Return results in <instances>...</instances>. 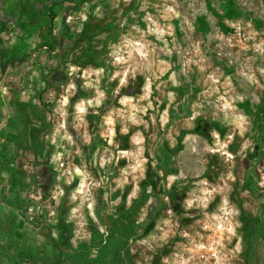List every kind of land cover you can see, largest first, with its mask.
Returning <instances> with one entry per match:
<instances>
[{"label":"rangeland","instance_id":"rangeland-1","mask_svg":"<svg viewBox=\"0 0 264 264\" xmlns=\"http://www.w3.org/2000/svg\"><path fill=\"white\" fill-rule=\"evenodd\" d=\"M39 1L0 0V228L43 245L0 264H264V0Z\"/></svg>","mask_w":264,"mask_h":264},{"label":"crops","instance_id":"crops-1","mask_svg":"<svg viewBox=\"0 0 264 264\" xmlns=\"http://www.w3.org/2000/svg\"><path fill=\"white\" fill-rule=\"evenodd\" d=\"M14 5V4H13ZM27 4H25L26 6ZM33 10L35 11H39L40 14H45V16H49V13H60L59 16H64L65 15V9L68 8V1L65 0L63 3H59V4H54L52 2L46 1V0H41L38 3L34 4L32 6ZM63 12V13H62ZM58 15V14H57ZM58 16H55V18H57ZM42 19V18H41ZM44 22H46L47 19L49 18H43ZM42 20V23H44ZM6 229L5 233L6 234H10L13 232L12 234L15 235V239L18 245H23V251L24 253L26 251H33L34 253V246L35 245H43V240L41 237V232H40V228L37 225H34L32 223L29 222L28 218H26L24 215L21 216V218L19 219L17 225L15 228L11 227V230H7V227H1L0 228V235L1 233H3V231ZM9 241V237H7V239L5 238H1L0 240V245H2V249H4V247L7 248L6 245H10ZM29 262V261H27ZM34 264L33 259L32 261L29 262V264ZM21 264H25L24 262H22Z\"/></svg>","mask_w":264,"mask_h":264},{"label":"flooded vegetation","instance_id":"flooded-vegetation-1","mask_svg":"<svg viewBox=\"0 0 264 264\" xmlns=\"http://www.w3.org/2000/svg\"><path fill=\"white\" fill-rule=\"evenodd\" d=\"M7 118L4 120L5 122L3 123V125H4V127H6V128H8L7 127V122H8V116H6ZM3 137L5 138V140H6V138H7V132L6 131H4V134H3ZM5 145H7L8 144V142L6 141V143H4ZM5 145H4V147H3V149H2V152H1V156H2V159H3V164L5 165V166H7V164H8V152H7V146L5 147ZM3 179L7 182V180L9 179L8 178V171H7V168H6V171L4 172V174H3Z\"/></svg>","mask_w":264,"mask_h":264},{"label":"trees","instance_id":"trees-1","mask_svg":"<svg viewBox=\"0 0 264 264\" xmlns=\"http://www.w3.org/2000/svg\"><path fill=\"white\" fill-rule=\"evenodd\" d=\"M74 2H76V3H81V2H83V1H85V0H73ZM52 16H53V18L55 17V13L54 14H52ZM53 18H52V20H53Z\"/></svg>","mask_w":264,"mask_h":264}]
</instances>
